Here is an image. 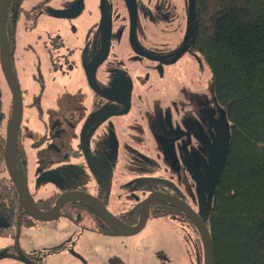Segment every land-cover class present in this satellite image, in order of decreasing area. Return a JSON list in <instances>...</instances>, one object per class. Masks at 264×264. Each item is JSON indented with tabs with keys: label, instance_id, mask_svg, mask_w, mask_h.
<instances>
[{
	"label": "rangeland",
	"instance_id": "1",
	"mask_svg": "<svg viewBox=\"0 0 264 264\" xmlns=\"http://www.w3.org/2000/svg\"><path fill=\"white\" fill-rule=\"evenodd\" d=\"M175 1H169L168 6L177 3L189 17L190 1ZM54 2V5L62 6L65 0ZM29 3H25L24 7L28 8ZM94 17L91 9L71 21L50 17V27L54 28L55 33H67L70 42L78 44L81 30L93 24ZM164 21L162 41L170 47L179 37V23L168 16H165ZM125 22L122 14L113 18L109 60L119 63L104 65L98 79L102 92L109 91V87L112 88L114 84L112 74L124 71L127 75L130 109L125 114L106 118L105 113L99 114L97 119H103L91 130V142H87L92 157L103 171L114 174L107 209L115 216L130 209L137 199H142L148 193V188L154 185L150 181L155 179L166 178L170 185L176 184L187 197L191 193V180H196L206 195L213 171L223 155V139L229 129L224 110L214 96L211 72L199 54L187 52L177 61L161 67L157 63H143L132 56L134 52L130 47L136 41L135 37L128 34ZM116 25L120 27L116 29ZM48 29L39 22V28L29 32L20 21L15 36L17 77L22 91L26 90L20 129L24 134L22 141L32 178L28 187L31 193L37 195L33 196L34 199L53 193L49 187L51 185L45 181L36 183L37 173L43 168V163L51 160L49 157L59 165L64 164L62 160L67 157L75 161L73 168L81 171L79 165H75L80 162L83 165L82 171L91 172L80 147V131L87 110H91L94 95L83 75L75 71L79 67H72L73 62H69V65L72 64L70 67L65 62L61 63L58 71L53 74L51 67L49 71L44 61V69L41 70L43 78L36 74L35 53L42 54L41 38L45 39L49 35ZM37 35L42 37L36 42ZM66 42L67 39L64 40ZM138 43L141 44L142 40L138 39ZM175 50L173 47L165 50L163 56L169 58ZM38 77L45 86L40 112L30 106L33 95L40 93L42 84L38 85ZM6 85L0 73V133L5 132L10 118L11 97ZM179 130L182 135V178L176 180L173 179L171 163L163 155L171 157L172 152H177L176 141L179 136L176 131ZM114 140L119 144L118 149L126 150L127 157L123 160L113 156ZM98 143L102 150L110 154L107 165L94 154ZM191 144L194 148L191 152L186 151L185 148L190 149ZM192 156H195L192 166L186 168L185 160ZM88 180L87 190L94 193L95 179L91 184ZM191 202H195L194 196ZM93 224L88 219L77 224L65 218L53 222H35L31 227L22 226L16 239L19 248L32 258H39L41 264H83V261L86 264H203L200 238L178 214L175 217L151 216L145 227L132 236L102 234L91 230ZM11 233L10 227L0 226V264H25L16 258L3 257L5 250L2 236L9 237Z\"/></svg>",
	"mask_w": 264,
	"mask_h": 264
},
{
	"label": "flooded vegetation",
	"instance_id": "2",
	"mask_svg": "<svg viewBox=\"0 0 264 264\" xmlns=\"http://www.w3.org/2000/svg\"><path fill=\"white\" fill-rule=\"evenodd\" d=\"M68 1L69 0L67 1L65 0L62 6H57L54 5L56 4L54 0H33V1L19 0V2H17V6L15 7L16 11L9 13L8 11L13 2V0H11L7 12L5 14V19H7L6 18L7 14L10 16L9 17L10 25L14 24L15 26L16 29L15 36L17 35L18 23L20 21L21 24H24V27L26 26V29H28L29 32L38 29L39 22L41 23V25H44L47 28H49L48 29L49 35L46 36L45 39L41 35L36 36V42L39 41V39L42 37L41 38L42 43L40 44L41 48L43 49L42 54H40L39 52L35 53V49L32 48L34 49L32 51L35 53V61L37 62V65L35 66V72L36 74L38 73L37 75H40L41 78H43L41 70L43 68L42 62L44 61H45L44 63L46 64L45 66L46 67L48 66L47 69L49 71L51 67L53 74H55L56 71H58L59 65L61 63L65 62L69 65V62H73V65L71 64L72 67H79V70H75V71L83 75L82 77H84V80L88 88L90 89V91H92L94 95V99L91 102V110H87L80 131V147L81 150L83 151L84 156L87 159V163L89 164L91 172L85 173L84 171H82L83 165L80 162H76L75 165H79L81 171H78L76 167L73 168L72 164L75 161H71L67 157L62 160L64 164H60V165L56 162L55 159L49 157V159L51 160L43 163V168L39 169L37 173L38 179L36 183L40 184L43 181H45L44 183L46 184L48 183L49 185H51L49 187L53 189V193L51 195H48L46 197H40L38 199H34L33 196L34 195L37 196V195L36 193H31L28 187L29 181H31L32 179L31 175H29L28 163L26 167L25 180L22 178L26 183L36 206L42 211L53 213L54 211L53 209L54 207H56L58 198L63 195V197L61 198L62 203L63 200L67 199V201L64 202L65 204H62L60 206L61 208L59 209L58 216L56 219L54 218L50 221H39L31 217L30 215L24 213V210L22 208L23 206L19 199V195L16 190V187L14 186L12 180L9 178V175L6 171L4 164V147H5L7 129L5 128L4 133H0V151L2 152V162H3V169L0 171V177L7 176L9 178L10 182L15 188L17 195V202L14 205L7 203L5 200L0 201V226L1 227L7 226L12 229V233L8 234L9 235L8 245L3 246V249L5 250L3 257L18 259L17 257L23 254L30 261L36 264H41L39 258H32L31 256L27 255L24 250L19 248V244L16 238L19 235L22 226L31 227L35 225V222H53L64 218L73 220L77 224H80L82 221L84 222V220L88 219V221L94 223L91 230L100 231V233L102 234L120 235L115 231H113L105 223V221L102 219L99 213L92 208L95 207L93 204L87 202L84 199L78 198L84 196L83 194L80 193L88 194L96 198L97 201H99L101 205H103L107 209L108 204L110 203L111 200L110 192L112 187V181L115 180L114 174H108L107 172L103 171V168L98 165L96 159L92 157L90 153V147L87 142L88 141L91 142V137H92V133L90 134L91 130H94L95 127L97 126V123H99L103 119V118L97 119L99 118L98 117L99 114L105 113L106 114L104 116L105 118L111 115H122L129 111L131 104L128 98V91H127V87H128V82L126 80L127 75L124 74V71L120 73L119 71H115L112 74L111 77L114 80V84H112L113 86L112 88L109 87V91L102 92L99 86L98 78L100 75H102L101 68L106 64L114 65V63L115 64L119 63V61L109 60L112 51L111 40L113 35V18L114 17L117 18L118 14L123 15L124 19L126 20L125 24H127L128 26V34L131 35L133 38L135 37V41H136L133 42L130 47L132 53L134 52L132 56L134 59L137 58V60L139 59L143 63L145 62L157 63V65L161 67V65L163 64H170L174 61H177L187 52L191 54L195 53L191 49V46L189 44L191 40V35L193 33V27L192 24H190V22L188 21L187 12L184 11L183 7H181L177 3H175L172 6H168L169 1L176 2L175 0H82L81 10L78 14L67 13L71 9L73 4L78 0H73L70 2ZM27 2H31V3H29L28 8H25L24 5ZM88 9H91L94 12L95 15L94 22L90 26L88 25L85 26V28H83V31L81 30L78 37V44L76 42L75 43L70 42L67 33H60V34L55 33L53 32L54 28L50 27L51 26L50 17L65 21H71L77 19ZM188 13L190 16V8ZM165 16L174 18L179 23V37L177 38L176 42H174V44L171 45L170 47H167L166 44L164 45L162 41V37L165 31V21H164ZM120 17L122 18V16ZM119 27L120 25L118 26V28ZM118 28L116 25V29ZM135 29H137L139 35ZM65 39H67L66 43H64ZM138 39L142 40L141 44L138 43ZM11 45L14 46L12 49L13 53L11 51V60L13 63L15 73L17 75L16 61L14 56L15 47H16L15 39L10 44V50H11ZM172 47L173 49H176L174 55L169 58L164 57L163 53L165 52V50H169ZM73 56L76 57L73 58ZM71 65H69V67ZM0 73L2 78L4 79L1 72V68H0ZM36 79L39 82L38 85L42 84L43 86L41 85L40 87V91H39L40 93L36 92L38 94L36 95L35 93V95H33L31 99V103L33 102L34 104H32L31 107L32 108L34 107L35 109L37 108L40 112L42 111L41 100L43 99V97L41 96L43 95L45 86L43 84L42 79H40L39 77ZM6 87L8 89L7 85ZM24 95L25 93L22 91L23 100H24ZM124 104H127L128 106L127 111H124L125 109ZM111 107H117L118 109H111ZM9 114L11 115V109L9 111ZM82 132H83V136L81 137ZM176 133L179 136L176 141L177 152L175 154L172 152L171 157H169L168 154H164L163 157L165 158V160L168 158L169 162L171 163L172 166L171 169L174 173L173 179L180 180L182 178L181 169H180L182 163L180 162V160H183L182 158L183 154L180 146V139L182 135L180 130L176 131ZM23 137L24 134L23 132H21V129L19 128L17 134V144H16V164H17L18 153H21L27 159L26 150H25L26 148H24L22 141ZM1 141L3 143H1ZM112 143H113L112 153L114 152L113 156L115 158L123 160L124 157H127L125 149L123 148L118 149L119 144L117 141L114 140L112 141ZM100 146H101L100 143H98V145L95 146L96 150L94 149V154L98 156L105 165H107L110 162L109 160L110 154L108 151L102 150ZM193 148L194 147L191 144L190 149H188L187 147L185 149L186 151L191 152ZM194 158L195 156H192L191 158H186L184 163L186 168H190L192 166ZM17 169H18V164H17ZM188 175L190 176V178H192L191 173L189 171H188ZM86 179H89L87 181L88 183H90L93 179H95L92 190L94 191V193H91L87 190ZM138 180H142V179H138ZM168 181L169 180H167L166 178H160V179H155L154 181H150V182H154V185L152 188L151 186L150 189L148 188V193H146L142 197V199L140 200L137 199L135 203H133L130 206L131 207L130 209L120 213L117 216L115 215L114 216L129 226L136 225L140 221V215H141L140 210L143 200L151 192H161L180 198L190 206V208L199 216L200 219H202L199 194L197 190L198 187H200L201 189V186L199 184L197 185L196 180L195 181L191 180L192 185H190L191 193L188 194L189 197H187V194L181 193L180 189L176 184L170 185ZM142 182H144V180H142ZM194 189L196 190L194 191ZM209 189L210 186L208 188V192H206L207 194L206 195L203 194L204 214L206 215V221L208 218L209 205L211 204L212 201V197H211L210 201L208 202ZM177 191L179 192V194ZM193 196L195 202H191L193 200ZM185 197H187L191 201H188L187 198ZM47 199L51 201L50 206L43 204V201ZM158 201L163 202L162 203L163 205L156 204V202ZM148 210H149L148 219H150L151 216L160 218L165 216L175 217L177 214L180 215L183 218V220H185V222L192 228L196 236L197 237L199 236L195 226L192 224L190 219L176 206L162 200H157L149 205ZM155 212L161 213L159 214L161 216L156 215ZM16 241H17V249H16Z\"/></svg>",
	"mask_w": 264,
	"mask_h": 264
},
{
	"label": "trees",
	"instance_id": "3",
	"mask_svg": "<svg viewBox=\"0 0 264 264\" xmlns=\"http://www.w3.org/2000/svg\"><path fill=\"white\" fill-rule=\"evenodd\" d=\"M17 2L9 13L16 11ZM9 17L4 28L11 44L16 29ZM188 21L193 27L189 44L207 64L215 99L229 124L206 221L214 264H264V0H194ZM27 163L18 153L24 180ZM4 200L17 202L7 176L0 177ZM47 200L43 204L50 206Z\"/></svg>",
	"mask_w": 264,
	"mask_h": 264
},
{
	"label": "water",
	"instance_id": "4",
	"mask_svg": "<svg viewBox=\"0 0 264 264\" xmlns=\"http://www.w3.org/2000/svg\"><path fill=\"white\" fill-rule=\"evenodd\" d=\"M10 1L11 0H0V68L11 95V115L9 120V126L6 132L5 147H4V164L6 171L9 175V178L12 180L14 186L16 187V190L19 195V199L23 206L22 208L24 210V213L30 215L31 217L39 221H50L54 218L55 219L57 218L59 209L61 208L60 206L62 204H65L64 202H66L67 199L63 200L62 203L61 198L63 197V195L60 196L56 203V207H54L53 209L54 210L53 213H48L40 210L33 201L26 183L20 176L16 164L17 134L22 122L23 98H22V91L19 85V81L11 60V50H10L9 40L4 28L5 14L7 12ZM189 1H190V16L193 17L194 0H189ZM81 5H82V0H78L73 4L71 9L67 13L78 14L81 10ZM124 105H125L124 111H127L128 106L127 104ZM82 136H83V132L81 137ZM227 143H228V134L226 133L223 139L224 150L227 148ZM219 171H220V161L216 165L212 174V182L209 189L208 202L210 201V198L213 196ZM80 194H83L84 196L78 198L84 199L87 202L93 204L95 207L92 208L99 213V215L102 217L105 223L113 231L123 236L135 235L144 228L146 221L149 217V210H148L149 205L154 201L162 200L176 206L190 219V221L195 226L198 232L200 242L202 245V251H203V264H214L212 239L209 229L206 225V215L204 214V197L200 187H198V194H199L202 219H200L199 216L190 208V206L180 198L161 192H151L142 202L141 210H140V214H141L140 221L136 225H131V226L123 223L117 217L111 214L93 196L84 193H80ZM16 249H17V241H16ZM17 258L18 260H20L25 264H36L30 261L23 254L19 255V257ZM83 264H86L85 261H83Z\"/></svg>",
	"mask_w": 264,
	"mask_h": 264
},
{
	"label": "crops",
	"instance_id": "5",
	"mask_svg": "<svg viewBox=\"0 0 264 264\" xmlns=\"http://www.w3.org/2000/svg\"><path fill=\"white\" fill-rule=\"evenodd\" d=\"M2 239H3V241H4V244H3V246H6V245H8V243H9V238L7 237V236H2Z\"/></svg>",
	"mask_w": 264,
	"mask_h": 264
}]
</instances>
